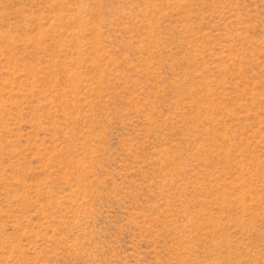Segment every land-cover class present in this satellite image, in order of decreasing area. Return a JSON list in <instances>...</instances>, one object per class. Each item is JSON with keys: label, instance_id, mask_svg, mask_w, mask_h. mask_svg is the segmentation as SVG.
Here are the masks:
<instances>
[{"label": "rangeland", "instance_id": "374dc122", "mask_svg": "<svg viewBox=\"0 0 264 264\" xmlns=\"http://www.w3.org/2000/svg\"><path fill=\"white\" fill-rule=\"evenodd\" d=\"M0 264H264V0H0Z\"/></svg>", "mask_w": 264, "mask_h": 264}]
</instances>
